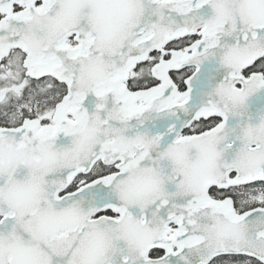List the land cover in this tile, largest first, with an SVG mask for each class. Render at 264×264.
Masks as SVG:
<instances>
[{"label":"snow or ice","instance_id":"6c2138e0","mask_svg":"<svg viewBox=\"0 0 264 264\" xmlns=\"http://www.w3.org/2000/svg\"><path fill=\"white\" fill-rule=\"evenodd\" d=\"M0 264H264V0H0Z\"/></svg>","mask_w":264,"mask_h":264}]
</instances>
